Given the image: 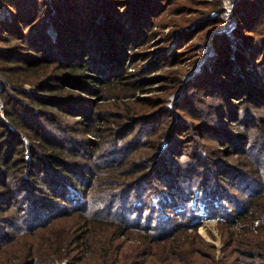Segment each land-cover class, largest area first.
<instances>
[{"label":"trees","instance_id":"obj_1","mask_svg":"<svg viewBox=\"0 0 264 264\" xmlns=\"http://www.w3.org/2000/svg\"><path fill=\"white\" fill-rule=\"evenodd\" d=\"M4 1L8 4L11 13L0 21V102L3 106L2 112L0 111V157L4 154V157L0 158V200H3L0 202V212L2 215L7 214L3 216L4 220L0 221V225L4 223L11 229L0 235V264H56V261H61L64 256L70 254L69 250L63 252V249L68 248L70 250L76 248L79 254L98 253L103 264H132L133 258L142 256H146V262L135 264H177L184 262L181 259L183 254L191 258L192 264H211L201 262L197 254L199 251L195 249L193 250L196 252L190 254L186 249L187 244L179 241L175 235L180 228L184 229L186 223L189 225L190 217L187 211L161 218L157 214L156 207L150 203L149 199L155 193V191L150 192L148 188L153 184V179L150 178L158 171L164 159L158 152L161 149L159 144L152 154H147L149 151L139 152L138 157L129 155L120 157L117 151L116 155L120 157L117 161L109 159L116 150L110 147L107 152L109 156L103 158L104 161L101 163L94 160L92 165L85 163L78 166L79 163L75 162L76 157L61 156L60 151H57L58 146L54 147L47 143L48 141L46 142V139L33 129L38 125L35 120L36 115L53 125L61 123L60 114L71 119L77 116L76 109L73 111L69 102L71 99H76L75 94L72 96L64 90L66 84H70L68 80L70 76L80 72L76 79L85 83L86 80L89 81L85 71L90 69L99 73L115 72L120 64L129 62L130 58L126 56L123 48L129 47L133 40L139 41L138 39L143 37V31L147 35L152 33L153 26L146 28L149 23L144 18L145 15H150V23L158 24L166 11L164 9L159 17L153 16V13L157 12L158 7L164 2L177 4V1ZM201 2H206L207 8H215L220 3L219 0H201ZM198 13L196 17L188 19L186 24H181L186 31L182 33V38H186L191 33H204L206 28L213 24V20L203 11ZM237 16L236 36L239 38V43L238 50H235L236 60L229 57L232 48L228 42L219 41L216 43V58L204 72L209 82H212L211 74L214 73L217 82L211 85L213 92L223 88L226 92H231L227 97L233 98L231 94L236 88L234 81L237 80L235 83L238 88L244 84L250 87L249 92H244L246 95L241 93L242 91L236 92V95H242L237 101L240 103L246 98L249 100L244 101L243 104L250 101L251 106L258 105L264 110V48H259L264 46V0H238ZM199 18L200 21H197ZM50 26L56 31L54 39L49 34ZM172 35V33L166 35L169 39L167 38L166 43L162 44L161 50H164L165 45L172 40ZM88 36H91V39ZM239 49L248 51L255 61L251 62ZM195 51L196 48L193 53ZM175 55L178 56L177 52ZM89 63L91 65L88 67ZM236 69L239 71L234 73ZM50 72L49 80H43L42 77ZM228 73L232 74L233 81H229ZM129 75V71H126L117 79L112 76L106 80L123 82ZM30 76L41 77L37 85L39 93L26 91L23 88L24 82H27ZM198 79L199 77L196 78ZM56 80L65 86L52 85ZM96 81L97 78H90V82L100 86L101 83H95ZM110 81H106L105 84H111ZM191 89L192 87L189 88ZM189 90L185 91L187 95ZM238 102L231 103L230 108L237 105L236 119L241 118V123L233 128L244 133L241 136V143L246 146L241 152V155H245L242 157L246 163L244 167H251L254 173L259 172L264 179V162L262 163L261 158L264 156V120L259 119V127L251 126L250 122L255 120L253 108L249 107L248 110L241 111L239 108L243 107V104L239 105ZM178 110L184 109L177 107L175 114L179 116ZM227 110L228 108L221 107L218 113L224 114L228 112ZM165 112L170 110L166 109ZM181 119L182 126L186 129L191 128L190 123L194 124L193 119ZM72 121L76 126L86 125L84 119L74 118ZM92 128V125H88L86 132H90ZM23 134L31 140L30 144L25 145ZM225 134V136L229 135L227 132ZM68 139L72 143L79 144L72 137ZM172 139L171 142L174 143L181 141V139ZM54 141L59 145L57 140ZM45 146V155L42 156L37 151L38 148L44 150ZM93 148L94 153L97 151L99 153L101 149L99 145ZM196 149L199 147L195 146L192 154ZM198 159L200 162H213L212 157L208 155L204 157L199 155ZM182 168L178 170L180 173H183L184 168ZM142 182L147 186L140 188ZM36 184L48 189L44 194L49 197L44 196V198L49 199L52 196L58 198L65 203L64 205H68V209L63 208L62 204L58 207L52 204L45 205L47 200L42 197L38 199L30 195L31 192L25 195L19 193V187L32 191L38 187ZM200 184L204 182L200 181ZM200 184L196 185L201 194L198 200L207 202L208 212L214 211L221 215L225 208H230V212L217 215L218 218L233 224L239 219L241 222L249 219L239 208L231 211L232 205H228L226 197L237 202L234 200L236 198L234 193L228 194L227 191L225 193L218 188L211 190ZM165 186H169L170 192L177 195V199L182 202L181 205L188 204L195 188L187 187L184 191H174L176 186L172 181ZM69 187L79 193L82 200L72 193L69 194L67 190ZM144 188H148L147 193L142 190ZM187 193L189 196L186 195ZM40 195L42 196V192ZM25 196L27 199L21 207L12 204L13 200L22 202ZM132 197L137 198V202H131ZM213 199L220 201L219 208L213 205ZM115 202L119 204L114 206ZM246 202L248 207L253 209H248L251 214L264 212V190L256 198ZM38 206L44 211L36 210ZM50 206H54L55 211H48L49 208L52 209ZM256 217L259 216L255 215L253 218ZM257 228L259 229L257 234L251 232L247 241L239 240L232 250L236 248L238 249L236 253L244 256L248 250H252L256 252L252 257L264 259V225ZM127 230L131 232L127 233ZM126 236H130L132 242L127 243ZM120 237H124V240L118 242ZM121 248L122 255L114 257ZM78 253L77 258L72 257L71 264L79 262L80 257L84 258ZM234 258L238 260L237 257Z\"/></svg>","mask_w":264,"mask_h":264},{"label":"rangeland","instance_id":"obj_2","mask_svg":"<svg viewBox=\"0 0 264 264\" xmlns=\"http://www.w3.org/2000/svg\"><path fill=\"white\" fill-rule=\"evenodd\" d=\"M176 1L177 4L164 2L158 7L157 12L153 13V16L159 17L164 9L166 11L165 15L159 19L160 22L158 24L150 23V15H145L144 18L149 23L146 28L153 26L152 33L147 35L143 31V37L138 39L139 41L135 42L133 40L129 47L123 48L126 56L130 59L129 62L125 61L122 65L120 64L115 72L106 71L99 73V71L95 72L90 69L85 71V74L89 77V81L86 80L85 83L76 79L81 74L80 72L77 75H71L68 79L70 84H66V86L59 80L52 82V85L62 84L65 86L64 90L71 93L72 96L75 94L76 99L69 100L72 110L76 109L75 114H78L73 117L84 119L86 125L76 126L72 121L74 118L71 119L69 116L59 113L62 115V120L61 123L55 125L46 123L43 117L39 118L36 115L35 120L38 125L33 127V129L44 137L46 142L48 141L47 143L54 147L58 146L57 151H60L61 156L76 157L75 162L79 163L78 166H82L85 163L92 165L94 160L101 163L104 161L103 158L109 156L107 152L110 147L116 150L111 157L109 156V159L112 158V161H117L124 155L138 157L140 156L138 155L139 152L147 153L148 151L147 154H152L156 151L159 144L161 149L158 152L164 159L158 171L150 178L153 179V184L148 186V188L150 192L155 191V193L151 195L149 200L151 205L156 207L157 214L161 218L172 217L176 213L187 211L190 223L188 222L189 225L186 223V227L184 225V229L180 228L175 235L179 241L187 244L186 249L189 253L194 254L199 251L197 253L199 254L198 259L200 258V261L204 263L264 264V259L252 257L256 253L252 252V250H248L245 256L244 254L236 253L238 250L236 248L232 250L233 247L237 246L239 240L247 241L251 232L257 234L259 231L257 227L264 225V212H253L251 214L248 210L250 208L248 207V202H246L262 193V190H264V179H262L263 177L259 172L254 173L251 167H244L246 163L242 157H245V155H241V152L246 149V146L241 143V136L244 133L238 132L233 128L241 123V118L236 119L237 105L232 107V109L230 108V104L238 102V97L242 96L236 95V92L242 91L241 93L246 95L244 92H249L250 87L244 84V86L240 85L238 88L235 83L236 80L234 81V87L236 88L231 94L233 98L227 97L231 92H226L223 88L212 91L211 85L216 81L214 73L211 74L213 77L212 82H209L204 72L211 65L212 60L216 58V43L219 41L228 42L230 48H232L229 57L232 60H236L235 50H238L237 46L239 43V38L236 36L238 28V0H231L233 2L231 11L225 10V4L222 0H219V6L215 8H207L208 4L201 2V0ZM0 5V21H2L11 12L4 0H0ZM199 11H203L209 19L213 20V24H210L206 28L207 30H204V33H191L186 38H182V33L186 31L185 27H181V24H186L188 19L196 17L197 14L199 15ZM197 21H200V18ZM170 33L173 34L172 40L165 45L164 50H161L162 44L166 43L167 38L169 39V36L166 38V35ZM49 34L52 39L56 37V31L52 26H50ZM88 37L91 39V36ZM195 48L196 51L193 53ZM259 48L263 49L264 46L262 45ZM239 51L241 50L239 49ZM176 52L178 56L175 55ZM241 53L251 62L255 61L254 58H251L248 51H241ZM189 54L190 56H186ZM163 61L165 62L163 63ZM90 65L91 63L88 64V67ZM237 70L234 73H237ZM126 71H129L130 75L123 82H120V80H106L112 76L117 79ZM50 75L51 72L43 76L42 79L48 81L51 77ZM229 75V81H233L232 74ZM198 77L199 79L196 80ZM40 78V76H30L29 80L24 82L23 88L26 91H37L39 93L37 85L40 83L38 82ZM90 78H97L98 81L95 83H101L100 86H95L90 82ZM106 81H110L111 84H105ZM191 87L192 89L189 90ZM187 89L189 90L188 95L185 93ZM248 100L245 98L238 103L242 105L244 101ZM251 103L249 101L243 104V107L239 108V110L246 111L249 107L253 108V118L255 120L251 121L250 124L251 126L255 125L253 127L256 128L259 127V119L264 120V110L258 105H255V107L251 106ZM177 107L184 109L178 110L179 116L175 114ZM221 107L228 108V112L219 114L218 109ZM166 109L170 110V112H165ZM2 110L3 106L0 102V111L2 112ZM137 114L141 117H138ZM181 118L193 119L194 124L190 123L191 128L188 127L186 129L182 126ZM185 124L187 125V123ZM88 125H92L93 128L87 133ZM225 132L229 135L225 136ZM69 137L76 139L79 144L76 142L72 143L68 139ZM22 138L25 145L31 143L28 136L23 134ZM172 138L174 140L181 139V141H179L180 143H174L171 142ZM54 140H57L59 145ZM97 145L101 149L99 153L98 151L94 153L93 147ZM195 146H198L199 149H196L195 153L192 154ZM38 150L37 152L44 156L46 146L44 150L41 151L39 148ZM117 151L120 157L116 155ZM197 155L201 157L208 155V157H212L213 162H200ZM3 157L4 154L0 158ZM261 158L263 163L264 156H261ZM181 168L183 173L178 171ZM13 172L16 174L15 171ZM225 176L227 179H225ZM169 181H172L176 186L174 191H184L187 187H195L192 199L188 204L181 205L180 203L182 202L177 199V195L170 192L169 186H165L167 183L169 184ZM200 181H203L204 184L201 185ZM9 183L14 186L12 182ZM142 183L140 188L147 186L145 182ZM197 184L211 190L218 188L222 192L226 193L227 191L228 194L234 193L236 197L234 200L238 203L225 196L228 198V205H232L231 211L233 212L239 208L242 214L244 212L249 219L242 222L239 219L233 224L218 218L226 211L230 212V208H225L224 213L221 215L214 211H211V213L215 215L208 212L207 202L202 199L198 200L201 194L200 189L196 187ZM148 188L142 189L145 190L144 193H147L146 190ZM46 190L48 189L40 185L32 191L26 190L25 187H19V193H22V195L31 192L30 195H34L38 199H41L39 197L44 198V196L49 197L44 194L47 192ZM67 190L69 194L72 193L76 198H81L82 200L79 193L70 187ZM40 192H42V196ZM186 195L189 196V193ZM26 199L27 196L24 197L22 202L13 200L12 204L14 205L15 203V205L21 207ZM44 199L47 200L45 205L52 204L58 207L59 204H65L58 198H53V196L49 199ZM136 199L132 197L131 202H137ZM0 202H3V200L1 199ZM118 204L115 202L114 206ZM213 205L219 208L221 203L218 199H215ZM54 206L50 207L53 209ZM62 207L68 209V205ZM40 208L38 206L36 210L44 211ZM49 209L48 211L50 212L55 211V209ZM222 211L220 210V212ZM4 215L7 214L2 215L0 212V221L4 220ZM255 215L259 217L253 218ZM9 228L10 226L4 223L0 225V235ZM11 231L14 232L13 230ZM129 232L131 231L127 230V233ZM126 237H128L126 239L127 243L132 242L130 236ZM123 240L124 237H120L118 242ZM68 250L70 254L64 256L61 261H56V264H71L72 257L77 258L76 254L79 250L76 248L70 250L68 248L63 249V252ZM121 251L122 248L116 252L114 257L122 255ZM78 255H83L84 258L80 257L81 260L74 264H103L100 262L98 253L93 252L92 255L89 253H78ZM234 257H237L238 260H235ZM146 259V256H142L137 259L133 258L131 261L132 264H135L146 262ZM181 259L184 262L181 261L177 264H192L190 262L191 258L185 254L181 255ZM208 259H212L214 262H210Z\"/></svg>","mask_w":264,"mask_h":264},{"label":"built area","instance_id":"obj_3","mask_svg":"<svg viewBox=\"0 0 264 264\" xmlns=\"http://www.w3.org/2000/svg\"><path fill=\"white\" fill-rule=\"evenodd\" d=\"M222 2L225 4L226 11H231L233 9V2L231 0H222Z\"/></svg>","mask_w":264,"mask_h":264},{"label":"bare ground","instance_id":"obj_4","mask_svg":"<svg viewBox=\"0 0 264 264\" xmlns=\"http://www.w3.org/2000/svg\"><path fill=\"white\" fill-rule=\"evenodd\" d=\"M147 189V188H146Z\"/></svg>","mask_w":264,"mask_h":264}]
</instances>
